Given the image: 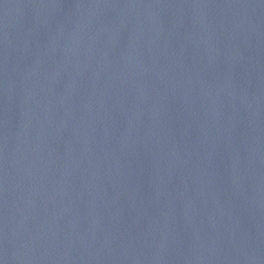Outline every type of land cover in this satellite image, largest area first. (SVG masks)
Segmentation results:
<instances>
[{
    "label": "water",
    "instance_id": "water-1",
    "mask_svg": "<svg viewBox=\"0 0 264 264\" xmlns=\"http://www.w3.org/2000/svg\"><path fill=\"white\" fill-rule=\"evenodd\" d=\"M0 264H264V0H0Z\"/></svg>",
    "mask_w": 264,
    "mask_h": 264
}]
</instances>
